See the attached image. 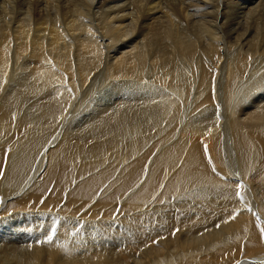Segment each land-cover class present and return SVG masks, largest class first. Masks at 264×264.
<instances>
[{"label":"bare ground","instance_id":"6f19581e","mask_svg":"<svg viewBox=\"0 0 264 264\" xmlns=\"http://www.w3.org/2000/svg\"><path fill=\"white\" fill-rule=\"evenodd\" d=\"M263 56L264 0H0V264H264ZM81 157L75 206L137 192L91 234L41 199Z\"/></svg>","mask_w":264,"mask_h":264},{"label":"rangeland","instance_id":"374dc122","mask_svg":"<svg viewBox=\"0 0 264 264\" xmlns=\"http://www.w3.org/2000/svg\"><path fill=\"white\" fill-rule=\"evenodd\" d=\"M124 49H126L127 50V52L128 51H130V49L129 48H124ZM260 60H264V56H263V58H259ZM260 67H262V68H264V62L262 63L261 62V64H259V67H258V69H262V68H260ZM246 74V72L244 73V75ZM246 79V78H245ZM244 78H242V82L245 80ZM145 81H147V79L145 80ZM151 82L152 81H149V83H148V81L147 82H144L143 83V85H148V86H151L152 85V87H154V88H158V89H160V87H159V85H157L156 83H154V82H152V84H151ZM256 81L254 80L253 82H251V83H255ZM14 83L12 82V85H13ZM155 85H156V87H155ZM102 90H105V89H102ZM140 90H144V89H140ZM150 91H152L151 89H150ZM100 92V91H99ZM96 93V95L95 96H98L99 95V97H101V98H109L110 97V95H107V94H109L107 91H106V95H105V92L103 93L102 92V94L101 93ZM107 96V97H106ZM109 96V97H108ZM104 98V99H105ZM111 98L108 100V103H112L113 101H111ZM233 104H231V106H232ZM193 109V108H192ZM206 108H204L203 110H205ZM228 109L230 110V107H228L227 109H226V113H225V111H223V110H220V111H218V114H220V116H222V114H221V112L224 114V118H227L226 117V115H227V112L228 113H230V111H228ZM235 109H237V106L235 107L234 106V108H232V110H235ZM202 110V111H203ZM196 111H193L192 110V114L191 115H193L194 113H195ZM192 118V116H189L188 118H187V122H188V120L189 119H191ZM243 117V116H242ZM232 118V117H231ZM174 126V123H172V124H170L169 125V129L167 128V123H166V125L164 126V130H165V128H167V130L166 131H168V130H170L172 127ZM186 126V125H185ZM185 128V127H184ZM183 128V126H181L180 125V127L176 130V131H168L167 133H170V132H179V131H182V129H184ZM180 129V130H179ZM165 131V132H166ZM13 132H15V130L13 131L12 130V133ZM11 133V134H12ZM161 136V135H160ZM158 137V138H156L155 140H153V141H156L157 139H161V137ZM178 137H179V135H178ZM213 136L212 135H208L207 137H203L204 139H202L201 138V140H203V141H206V142H208L211 138H212ZM177 138V137H176ZM175 137L173 138V140H175L176 139ZM3 139V138H2ZM1 140V139H0ZM152 141V142H153ZM1 142V141H0ZM149 143H151V142H149ZM147 145H148V143H147ZM146 145V146H147ZM52 149V148H51ZM147 149V148H146ZM143 151L145 150V147L142 149ZM141 155V153L138 155V156H140ZM136 157H134L133 156V159H135ZM86 160L88 161V159H85V158H83V157H81V158H79V159H77V160H75L74 161V178H75V180L73 181L74 183H72L65 191H62L61 193H62V195H61V197H60V195H59V193H58V196H57V198L58 199H55L56 197H53L54 195H53V193L55 194V191H54V189H53V187H50L47 191H46V193L44 194V196L43 197H41V199H42V203L43 202H47V201H49V199H51L50 201H58L59 202V204H60V207H59V209L61 208V207H67V209H66V211H68V210H74V212H76L77 214H78V216L81 218L82 217V215H88V218L84 221V220H79V219H76V218H72V216L70 217V215H69V217H67L66 215H64V214H62L65 218H61V219H69V220H73V221H71L72 223H80V225L78 226V227H76V231H80L81 232V234L82 233H84V234H91L92 232H93V230H92V228L89 226V225H87L88 223H91L90 221H91V219H93V216L94 215H97V217L99 218V219H101V216L102 217H107V218H109V217H112L111 216V214H112V211H115L116 213H115V215H117V216H119V215H121L122 216V218H124L123 216H125L128 212H124L125 210H127L126 208L128 207V202L131 200V199H133L134 198V196L136 195V189L134 190H130L129 192H127V193H125V194H123L122 196H120L119 198H117L116 199V202L112 205V206H110V204H106V205H101V203L103 204V202L108 198V197H110L113 193H112V187L114 186H111L110 188H109V191H107V193H105L103 196H100L99 195V192H98V194L95 196V197H97L96 198V200H94V202L92 201V203H90V204H88L89 206H86V207H84V208H81V205L80 204H78L77 206H75L76 204L75 203H73V202H71V200H69L70 199V195H68L70 192H71V190L73 189V187H76V185H78V183H80V182H83V181H85L87 178H89L90 176H92V175H94V174H96L100 169H104V168H106L110 163H106V164H104V165H102L103 167H99L98 169H96L95 171H92V172H89V174L87 173V174H82L80 177H79V179H77L76 180V177L78 176V174H80V173H82L83 171H84V166H86V164H85V162H86ZM78 161V162H77ZM81 162H83V163H81ZM78 163V164H77ZM80 166V167H79ZM76 168V169H75ZM262 170V168L261 169H257V170H254V172L256 171V173L254 174L255 176H257V177H259V171H261ZM242 172H243V170H242ZM241 172V173H242ZM258 172V173H257ZM120 175V174H119ZM119 175H118V177H116V178H114L115 180H117V178H119ZM40 178H41V175L39 176ZM39 177H36L35 179H37V181L38 180H40V178ZM250 178L252 179V176H250ZM34 179V180H35ZM255 181V180H254ZM77 182V183H76ZM119 182V181H118ZM117 184V183H116ZM115 184V185H116ZM211 185V184H210ZM204 186L206 187L207 186V183L206 184H204ZM71 188V189H70ZM106 187H105V185H103L102 187H101V190L102 191H104V189H105ZM22 192H20L19 193V200L21 199V198H23V197H21L20 196V194L21 195H23L27 190H22V189H20ZM19 190V191H20ZM70 190V191H69ZM110 192V193H109ZM23 193V194H22ZM50 195V196H49ZM56 195V194H55ZM24 196V195H23ZM49 196V197H48ZM100 196V197H99ZM175 196H177L178 197V200H180V199H182L181 197L182 196H180V195H177V194H175ZM180 196V197H179ZM185 196H187V194H185L183 197H185ZM21 197V198H20ZM173 198H175L176 199V197H173ZM40 199V200H41ZM4 200H5V198L3 197V196H0V205H2L3 204V202H4ZM98 201V202H97ZM99 201H101V203L99 202ZM175 202H176V200L175 201H173L172 203L170 202V205L172 206V208H175ZM119 203V204H118ZM120 205V206H119ZM102 208H101V207ZM117 206V207H116ZM122 206V207H121ZM148 206V205H147ZM69 207V208H68ZM89 207V208H88ZM104 207H106L107 209H105ZM124 207H126V208H124ZM138 207V206H137ZM136 207V209H138ZM85 209V210H84ZM88 209H89V211H88ZM104 209V210H103ZM118 209V210H117ZM142 211H139V214H144L145 212H147V211H149V209H147V207L146 206H144L143 208L141 207L140 208ZM139 209V210H140ZM118 211H119V213H118ZM103 212V213H102ZM124 214H123V213ZM46 213V214H45ZM98 213V214H97ZM135 212H133V213H131V215L132 214H134ZM32 214H39V215H43V216H48V217H59L60 216V213H58V210L57 211H52V212H46L45 210H44V212L42 211V212H32ZM110 214V215H109ZM146 214V213H145ZM144 214V215H145ZM53 215H55V216H53ZM73 215H75V214H73ZM97 218V220L99 221V219ZM61 219H59V220H61ZM77 221V222H76ZM86 227V228H85ZM212 227H215L214 225H212ZM211 226H210V228H212ZM183 235V234H182ZM184 236V235H183ZM83 237H85V236H83ZM92 239H90V238H88L87 240L88 241H94V239H93V237H91ZM87 240H85L84 238H82V242H88ZM1 241H2V238H1V235H0V243H1ZM124 241V240H123ZM33 241H31V243H32ZM118 242V241H117ZM117 242H114V241H112V243L111 244H109V245H107L106 246V249H112V248H114V247H116V246H114V244L115 243H117ZM119 242H120V240H119ZM125 242V241H124ZM89 243L90 242H88V245H89ZM92 243V242H91ZM132 243V242H131ZM30 244V243H29ZM93 244V243H92ZM92 244H90L92 247H97V248H99L98 246H97V244H94V245H92ZM124 244H126L125 246H124ZM122 246H123V248H121L122 246H121V244H120V246H119V248H117L116 247V249H118V250H116L115 252L117 253L118 251L120 252V250L121 249H125L126 247H128L130 244L129 243H124ZM133 245H135L134 243H133ZM253 245H255V243H253ZM112 246H114V247H112ZM131 246V245H130ZM79 247V248H78ZM96 248V249H97ZM102 248H104V247H102ZM74 249H75V251H78V250H82L83 249V246H81V245H79V246H76V247H74ZM106 252H108L110 255H114L113 253L114 252H112V250H107ZM119 254V253H118ZM22 255H25V253L24 252H20V253H18L17 254V256H22ZM80 255H85V253L83 254V252H81L80 253ZM135 255V254H134ZM118 256H121L122 257V255H118ZM120 257V258H121ZM136 258H133V260H135ZM134 263V262H133ZM135 264V263H134ZM162 264H164V263H162Z\"/></svg>","mask_w":264,"mask_h":264},{"label":"snow or ice","instance_id":"6c2138e0","mask_svg":"<svg viewBox=\"0 0 264 264\" xmlns=\"http://www.w3.org/2000/svg\"><path fill=\"white\" fill-rule=\"evenodd\" d=\"M50 239H51V237H50Z\"/></svg>","mask_w":264,"mask_h":264}]
</instances>
